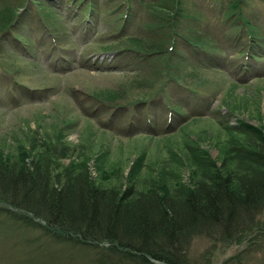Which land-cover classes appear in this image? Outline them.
<instances>
[{"label": "rangeland", "instance_id": "rangeland-1", "mask_svg": "<svg viewBox=\"0 0 264 264\" xmlns=\"http://www.w3.org/2000/svg\"><path fill=\"white\" fill-rule=\"evenodd\" d=\"M171 1L153 3L165 2L170 9ZM228 1L180 0L177 34L183 38H189V31L198 34L205 40L193 44L198 55L215 57L222 64L217 70L203 67L197 63L202 58L197 52L186 53L184 39L178 36L174 47L184 63L171 59L183 71L177 74V83L171 80L157 88L152 62L140 63L143 57L128 54L126 48H106L116 47L111 41L130 36L156 40L147 25L156 29L157 19L138 1L135 8L126 0V11L124 0H98L89 22L72 19L67 12L69 18L51 31L30 2L23 8V0H0V20L12 13L14 21L0 30V150L11 154L31 148L44 160V152L51 151L59 168L74 161V171L86 167L104 187L124 188L133 166L138 186L166 182L171 193L179 183L189 186L190 178L203 180V158L219 167L233 143L242 139L236 130L241 122L264 134V0L240 2L243 18L256 27L255 35L249 33L253 39L242 27L235 28L240 20L231 23L223 16V11H230ZM122 14L130 20L124 31L116 28ZM248 39H257L254 52L263 56L249 61L234 53V43ZM107 56L111 59L103 61ZM139 69L151 76L137 75ZM181 97L184 102L176 101ZM62 146L66 152L58 156ZM96 242L90 247L57 242L38 228L0 214V264L119 260L110 253L108 242ZM186 259L188 264H264V206L239 241L223 240L219 230L193 235ZM120 264L136 263L124 259Z\"/></svg>", "mask_w": 264, "mask_h": 264}, {"label": "trees", "instance_id": "trees-1", "mask_svg": "<svg viewBox=\"0 0 264 264\" xmlns=\"http://www.w3.org/2000/svg\"><path fill=\"white\" fill-rule=\"evenodd\" d=\"M23 1L25 8L28 1L31 6L40 9L41 22L51 31L54 25L69 18L67 12L72 19L89 22L98 3V0ZM124 1L122 10L129 11ZM137 1L146 13L151 11L157 19L158 31L147 25L156 40H139L130 36L115 39L111 42H115L116 47L106 45V48L117 51L126 48L128 54L143 57L140 60L134 58L140 63L152 62L151 71L155 74L157 88L172 81L177 83V74L183 70H179L171 57L183 65L182 55L174 47L175 40L183 38L177 34L175 26L176 15L182 9L180 0L171 1V10L165 2L154 5V0H130V4L134 6ZM241 1H228L230 11H223L222 14L225 18L229 17L227 21L231 23L240 20L235 28L242 27L248 33V38L253 39L256 27L243 18ZM19 14L16 13V18ZM125 15L119 18L118 30H123L130 22ZM12 22V13L6 15L3 22L1 18L0 30ZM161 27L166 28L165 32H160ZM189 32V38L183 39L187 46L186 53L191 54L197 52L193 44L199 46L205 40ZM14 36L19 39V36ZM235 37L233 34L232 38ZM237 41L234 43L237 46L234 53L248 56L249 61L250 58L263 56L254 52V48L259 47L257 39ZM150 55H154V58H150ZM197 56L202 58L198 52ZM214 58H202L197 63L217 70L222 63L214 61ZM136 72L141 77L151 76L140 69ZM88 95L97 103H102L97 95ZM180 100L184 102L185 97L176 98V101ZM228 130L233 131L230 126ZM236 130L242 139L233 143L219 167L209 158H203V180L193 181L190 178L189 186L179 183V188L173 193L166 182L156 183L152 180L150 185L138 186L132 178L137 171L134 166L124 188L104 187L89 175L86 167L74 171V161L59 168L51 151L44 152V160V156L33 154L31 148L23 147L24 152L11 154L0 150V214L38 228L57 242H70L82 247H90L97 244L96 241L108 242L110 253L119 259L114 264H120L124 259L136 264H188L186 249L193 235H208L219 230L223 240L239 241L251 229L256 214L264 206V134L244 122ZM66 149L62 146L59 149L61 154L57 155H63ZM52 162L53 165H49ZM100 264L103 262L100 261Z\"/></svg>", "mask_w": 264, "mask_h": 264}]
</instances>
